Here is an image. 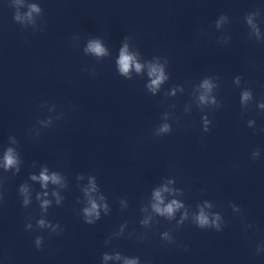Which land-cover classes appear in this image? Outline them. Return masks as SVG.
<instances>
[{"label":"clouds","instance_id":"clouds-1","mask_svg":"<svg viewBox=\"0 0 264 264\" xmlns=\"http://www.w3.org/2000/svg\"><path fill=\"white\" fill-rule=\"evenodd\" d=\"M90 48H91L92 51L97 52V53H100V52L102 51V49L100 48V46H99L98 44H96V45H90ZM128 66H129V57L124 56L123 59H122V70H123V71H127ZM137 69H139V65H137ZM156 71H157L156 69H153V72H154V73H155ZM162 79H163V76H162V74H161V75H159V76L157 77L156 80L153 81V85H158L159 82H160V80H162ZM244 98L247 99V94H245V97H244ZM14 164H15V159H14V157H13V155H12L11 150H9L8 154L5 156V167H11V166L14 165ZM33 179H35V177H33ZM40 179H41L42 181H44V182H47L50 178H49V176H47V175H45V174L42 173L41 176H40ZM51 179H52L53 181H55V180H56V177L53 176V177H51ZM157 199H159V193H157ZM45 203H47V202H45ZM178 207H180V205L176 204V202L174 201L172 204L168 205V207L165 208V209H160V208L157 206V207H156V211H157V212H161V213L166 212V213H168L169 215H171L172 212H173V210H174V208H178ZM96 208H97V205H96L95 203H93V204H92V208L89 209V210H86L87 214H88L89 216L92 215V213L96 211ZM97 216H98V213H97ZM41 223H43V222H41ZM89 223H91V221H89ZM198 224H199L201 227H203V226H205V225H208V224H209L208 217L205 216L203 213H201V214L199 215V217H198ZM37 243L39 244V240L37 241ZM107 258H108V257H105V259H107Z\"/></svg>","mask_w":264,"mask_h":264}]
</instances>
